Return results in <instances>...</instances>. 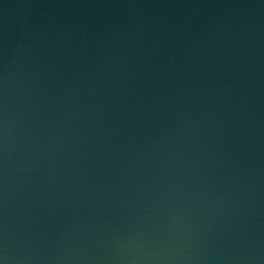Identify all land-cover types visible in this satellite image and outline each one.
Segmentation results:
<instances>
[{
	"label": "water",
	"instance_id": "1",
	"mask_svg": "<svg viewBox=\"0 0 264 264\" xmlns=\"http://www.w3.org/2000/svg\"><path fill=\"white\" fill-rule=\"evenodd\" d=\"M4 264H264V0H0Z\"/></svg>",
	"mask_w": 264,
	"mask_h": 264
},
{
	"label": "clouds",
	"instance_id": "2",
	"mask_svg": "<svg viewBox=\"0 0 264 264\" xmlns=\"http://www.w3.org/2000/svg\"><path fill=\"white\" fill-rule=\"evenodd\" d=\"M0 264H4V261L3 260H0Z\"/></svg>",
	"mask_w": 264,
	"mask_h": 264
}]
</instances>
